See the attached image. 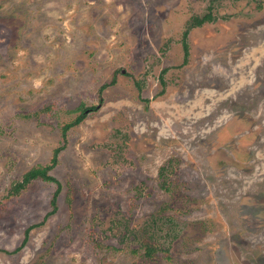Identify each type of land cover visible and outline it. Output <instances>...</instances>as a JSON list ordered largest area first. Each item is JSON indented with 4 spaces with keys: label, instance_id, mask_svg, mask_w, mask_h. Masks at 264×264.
I'll return each instance as SVG.
<instances>
[{
    "label": "rangeland",
    "instance_id": "obj_1",
    "mask_svg": "<svg viewBox=\"0 0 264 264\" xmlns=\"http://www.w3.org/2000/svg\"><path fill=\"white\" fill-rule=\"evenodd\" d=\"M0 264H264V0H0Z\"/></svg>",
    "mask_w": 264,
    "mask_h": 264
},
{
    "label": "trees",
    "instance_id": "obj_2",
    "mask_svg": "<svg viewBox=\"0 0 264 264\" xmlns=\"http://www.w3.org/2000/svg\"><path fill=\"white\" fill-rule=\"evenodd\" d=\"M213 15L211 12H209L207 15H205L204 17L202 18H198L195 20V25L197 26H202L204 25L206 22H211L213 21ZM187 37H188V33H184L183 35V40H182V44H183V50H184V63H187L186 60L188 59V56H189V46H188V41H187ZM98 109V107H92V108H88V109H85V113L86 112H92V111H96ZM65 132L66 130L63 129V135H65ZM61 149H57L55 151V158H54V163H56V158H57V155H58V152H60ZM29 176H30V179L31 178H37V177H42L43 179L45 180H51V178H49L47 176V170H44V171H38V170H34L32 171L28 176H26L24 178V181L22 183H18L16 186L13 187L12 189V194L13 195H17L20 193V191L25 187V185L29 182ZM148 254H150L148 252Z\"/></svg>",
    "mask_w": 264,
    "mask_h": 264
}]
</instances>
